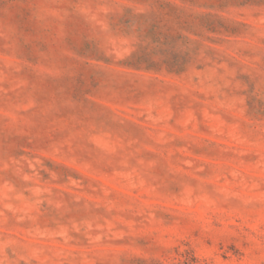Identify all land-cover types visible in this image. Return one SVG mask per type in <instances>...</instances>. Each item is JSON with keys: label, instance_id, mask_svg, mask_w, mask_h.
<instances>
[{"label": "rangeland", "instance_id": "obj_1", "mask_svg": "<svg viewBox=\"0 0 264 264\" xmlns=\"http://www.w3.org/2000/svg\"><path fill=\"white\" fill-rule=\"evenodd\" d=\"M0 264H264V0H0Z\"/></svg>", "mask_w": 264, "mask_h": 264}]
</instances>
